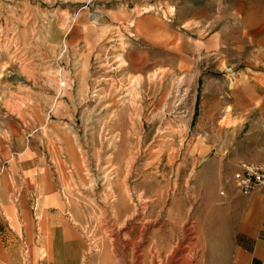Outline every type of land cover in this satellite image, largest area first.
Returning a JSON list of instances; mask_svg holds the SVG:
<instances>
[{
	"label": "rangeland",
	"instance_id": "obj_1",
	"mask_svg": "<svg viewBox=\"0 0 264 264\" xmlns=\"http://www.w3.org/2000/svg\"><path fill=\"white\" fill-rule=\"evenodd\" d=\"M204 4L213 15L214 0H0L2 264H73L77 237L82 264H128L133 227L158 261L180 243L184 264H233L232 175L264 162V119L232 103L245 58L201 50L183 21ZM116 166L133 200L114 217Z\"/></svg>",
	"mask_w": 264,
	"mask_h": 264
},
{
	"label": "crops",
	"instance_id": "obj_2",
	"mask_svg": "<svg viewBox=\"0 0 264 264\" xmlns=\"http://www.w3.org/2000/svg\"><path fill=\"white\" fill-rule=\"evenodd\" d=\"M214 2L213 15L206 14V4L193 5L183 21L195 23L189 26L191 32H199V36L203 37L201 50H238L239 55L245 58L248 75L246 85H236L238 88L232 103L238 116L246 113L248 118L264 119V0ZM224 10L227 13L223 14ZM243 50L248 52L244 54ZM240 200L244 207L237 218L239 238L236 239L237 255L233 264H264V192L244 196ZM45 218H41L39 224L51 226V221ZM64 227L67 232L63 231L62 234L66 239L70 227ZM41 240H38V244H41ZM77 241L76 248L80 244L85 247L78 237ZM50 248V252L48 248L46 251L53 258L57 254L56 244L51 243ZM41 251L47 253L43 249ZM52 258L46 260L50 262Z\"/></svg>",
	"mask_w": 264,
	"mask_h": 264
},
{
	"label": "bare ground",
	"instance_id": "obj_3",
	"mask_svg": "<svg viewBox=\"0 0 264 264\" xmlns=\"http://www.w3.org/2000/svg\"><path fill=\"white\" fill-rule=\"evenodd\" d=\"M113 114L117 115L115 113V111H113ZM109 132V131H108ZM113 156V155H112ZM136 158V157H135ZM131 161V160H130ZM106 164L107 166H104L103 168H101L100 164H99V169L102 171H107L109 169V167L112 166V163H111V159H107L106 160ZM133 166V165H132ZM117 167V166H116ZM113 168V167H112ZM132 168V167H131ZM114 169V168H113ZM133 169V168H132ZM131 169V170H132ZM111 172V170L109 171ZM109 172L108 174L106 175V178L108 180V175H109ZM112 174V173H111ZM116 178L114 179V181H111L109 180L108 181V185L109 186V194H111L113 196H115V190H117L119 193L117 195L118 199H112L111 201L110 200H107V202L111 205V209H112V214L114 217H117L120 216L119 214V211L118 209H120L121 207H123L125 204L124 203H127L128 201H132L133 200V196L131 194L132 192V187H131V184L129 183V179L128 177H126V181L125 183H123L121 185V187H118L119 183H120V180H119V175H120V168L117 167L116 168ZM131 174V173H130ZM105 178V180H106ZM113 180V179H112ZM143 194V193H142ZM142 194L140 193L138 195V199L140 201L144 199V197H142ZM110 197V196H109ZM143 198V199H142ZM50 200V199H49ZM48 201V200H47ZM51 202V201H49ZM106 203V202H105ZM128 205V204H127ZM126 205V206H127ZM109 207V206H108ZM135 207V206H134ZM124 211V209H123ZM105 213V211H104ZM103 213V215H104ZM133 217V216H132ZM107 218V217H106ZM105 218V221H107V219ZM133 221V220H132ZM116 225L115 221L113 222V224L111 225L112 227ZM107 230H110L109 232L110 233H113L114 230L113 228L110 229L109 226H107L106 228V231ZM132 230H135L136 233H135V236L134 238H129L127 242H124L122 244L123 246V249L120 251V250H117L118 252V255H124V254H127L130 261L128 262V264H184L185 263V256H184V253L190 251V248H188V246H183V248L181 249L180 248V243L179 244V250L177 249L178 248V245L176 244L175 247H173L170 252L166 255V258L163 261L159 260L158 261V257H159V254L161 252H159V248L157 249V243L152 241L150 245V247H147L149 245H147L146 243L148 242L149 238L147 236H145V231L144 228L141 229L140 233L138 234V230H136L134 227L132 228ZM144 232V233H143ZM131 236V235H130ZM126 241V240H125ZM180 241V240H179ZM178 241V242H179ZM122 242V241H121ZM181 242V241H180ZM147 245V246H146ZM183 245V244H181ZM185 245V244H184ZM163 246V245H162ZM86 247V246H85ZM85 247L83 248L81 246V244L76 248L77 250V258H76V261L74 264H82V261L80 259L81 255L80 253L82 252V250L85 249ZM163 252V250H162ZM187 256V255H186ZM127 257V258H128ZM125 258V257H124ZM127 258L125 260H127ZM106 259L103 260V263L100 262V264H105ZM81 261V262H80Z\"/></svg>",
	"mask_w": 264,
	"mask_h": 264
},
{
	"label": "built area",
	"instance_id": "obj_4",
	"mask_svg": "<svg viewBox=\"0 0 264 264\" xmlns=\"http://www.w3.org/2000/svg\"><path fill=\"white\" fill-rule=\"evenodd\" d=\"M232 183L242 196L264 192V162L240 161L232 175Z\"/></svg>",
	"mask_w": 264,
	"mask_h": 264
}]
</instances>
